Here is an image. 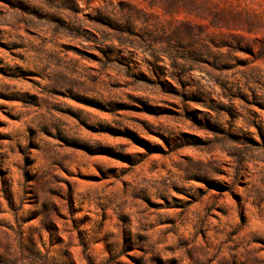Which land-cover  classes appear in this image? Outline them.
Returning a JSON list of instances; mask_svg holds the SVG:
<instances>
[{
    "label": "rangeland",
    "instance_id": "obj_1",
    "mask_svg": "<svg viewBox=\"0 0 264 264\" xmlns=\"http://www.w3.org/2000/svg\"><path fill=\"white\" fill-rule=\"evenodd\" d=\"M0 264H264V0H0Z\"/></svg>",
    "mask_w": 264,
    "mask_h": 264
}]
</instances>
